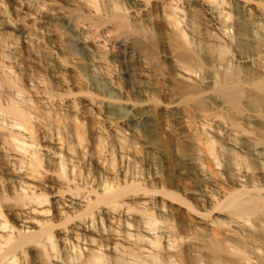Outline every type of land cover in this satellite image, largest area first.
I'll use <instances>...</instances> for the list:
<instances>
[{
	"label": "rangeland",
	"instance_id": "rangeland-1",
	"mask_svg": "<svg viewBox=\"0 0 264 264\" xmlns=\"http://www.w3.org/2000/svg\"><path fill=\"white\" fill-rule=\"evenodd\" d=\"M260 80L264 0H0V264H264Z\"/></svg>",
	"mask_w": 264,
	"mask_h": 264
},
{
	"label": "bare ground",
	"instance_id": "bare-ground-1",
	"mask_svg": "<svg viewBox=\"0 0 264 264\" xmlns=\"http://www.w3.org/2000/svg\"><path fill=\"white\" fill-rule=\"evenodd\" d=\"M245 6H249L248 3H246ZM262 14H263V12H262ZM120 22H121V25L128 26L127 22H125V21H120ZM241 30H244V27L243 28L241 27ZM257 87L259 88L258 90L261 93V98L259 97L258 99H256V102L262 108V117L264 120V83L262 82V80L257 82ZM215 89L221 95L222 99L224 100V102L228 106H230L232 109L236 110L237 112H242V100L246 97V91L242 90V88H240V86L238 84V80L233 75H227L226 77H224V79L218 85H216ZM197 105L201 108H206L205 101L202 98L197 101ZM11 112H13L19 118L25 117V114L15 106L11 108ZM262 138L264 139V135ZM207 146L211 152L215 151V145H214L212 140L208 141ZM254 151H255V154H257V155H263L264 154V145L259 146V147L255 146ZM263 169L264 168H262V171H263ZM245 177L249 178V182H250V178L252 177V175L245 174ZM221 205L230 214L243 219L245 222L250 221V220H252V221L255 220L256 222H258L257 225L260 227V229L258 230L259 234H257V235L261 238L260 240H262L264 242V193L252 192L250 194H247L243 190H241V191L238 190V191H235V192L229 194L226 197V199L222 202ZM38 213H41V210L38 211ZM119 236H121V235H119ZM213 238L214 239L209 241L210 242L209 243V252H211V256H212L211 259H213V264H225V260L222 257L223 254H226V255L243 254L244 255V253L246 252L245 248H243L242 246H240L238 248H233L232 246H229L225 241L218 240L215 237H213ZM124 239H125V237H124ZM117 240H119V239H117ZM123 242H126V241H123ZM156 247H157V245H156ZM263 255L264 254L261 255L262 258H264ZM101 257L97 258L95 260V262H98V264H104L105 263V261L103 260L104 258H101ZM244 258L246 259V257H244ZM119 261H121V260H119ZM119 261L115 262V263L121 264L122 262L120 263ZM128 264H159V263L157 262L156 257H154L152 260L147 261V260L140 259V257L137 256L133 262H130ZM227 264H230V262Z\"/></svg>",
	"mask_w": 264,
	"mask_h": 264
}]
</instances>
